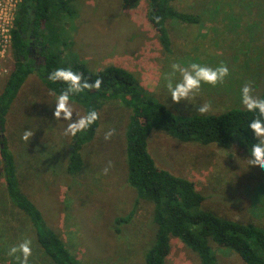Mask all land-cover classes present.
I'll use <instances>...</instances> for the list:
<instances>
[{"label": "rangeland", "instance_id": "1", "mask_svg": "<svg viewBox=\"0 0 264 264\" xmlns=\"http://www.w3.org/2000/svg\"><path fill=\"white\" fill-rule=\"evenodd\" d=\"M3 1L9 10L0 8V91L12 67L7 29L14 0ZM72 5L75 15L58 21V38L65 41L62 56L71 53L91 72L107 66L129 72L173 115L198 114L195 107L204 102L212 104L208 114L243 110L240 89L247 81L261 95L264 0H173V8L199 16V23L169 21L168 52L161 49L147 23L145 0H137L131 9H123L121 0H72ZM221 61L230 70L223 85H202L196 99L190 101L195 107L171 101L163 79L171 63L215 67ZM55 98L30 74L5 115L2 135L20 189L78 264H143L142 251L151 244L156 225L152 204L138 198L126 183L124 131L129 109L117 99L103 101L93 139L80 151L81 169L68 174L72 137L63 134L66 121L53 119ZM72 106L73 119L83 115L77 104ZM112 128L115 134L105 140V132ZM25 130L34 132L29 142L21 139ZM146 150L157 168L193 183L203 197L200 210L264 230V171L248 166L249 155L243 148L237 144L220 149L213 144L181 143L153 130ZM128 212L130 219L117 230L114 219ZM25 238L33 242L29 264H52L36 244L25 216L10 203L0 166V264H17L7 255L8 249ZM168 243L165 264H198L195 255L177 239L170 237ZM212 248L216 264H244L230 250Z\"/></svg>", "mask_w": 264, "mask_h": 264}, {"label": "trees", "instance_id": "2", "mask_svg": "<svg viewBox=\"0 0 264 264\" xmlns=\"http://www.w3.org/2000/svg\"><path fill=\"white\" fill-rule=\"evenodd\" d=\"M145 1L147 23L165 52L169 51L170 45L166 30L169 21L186 25L199 23V16L173 8V0ZM136 3L137 0H121V7L131 9ZM74 15L72 0H18L8 30L12 67L0 91V162L6 195L29 222L41 252L52 264H78L20 189L13 158L2 133L5 115L30 74H35L50 93L58 96L66 85L53 83L48 76L57 68H71L82 73L89 82L97 78L103 81L100 90H86L71 97V102L81 108L83 115L92 109L99 112L106 99H117L129 109L124 131L126 183L138 198L152 204V222L156 225L151 244L143 248V264H165L170 237L195 255L198 264H216L212 246L230 250L244 264H264V230L219 217L204 208V211L200 210L203 197L193 183L157 168L146 150L147 137L155 130L181 143L213 144L220 149L237 144L249 155L252 144L257 142L248 130L253 114L244 109H230L220 114L173 115L151 98L129 72L113 66L88 71L71 53L62 56L65 41L58 38V21L61 17ZM260 96L264 97V82ZM97 126L98 121L86 132L72 137L66 173H77L81 169V148L93 139ZM130 216L131 212H128L124 217L114 219L117 230Z\"/></svg>", "mask_w": 264, "mask_h": 264}, {"label": "clouds", "instance_id": "3", "mask_svg": "<svg viewBox=\"0 0 264 264\" xmlns=\"http://www.w3.org/2000/svg\"><path fill=\"white\" fill-rule=\"evenodd\" d=\"M170 69L168 73L164 74L163 79L174 104H179L182 101L188 103L194 101L202 85L215 88L218 85H223L230 75L229 67L223 61L215 67L197 62H191L187 66L173 62L170 64ZM48 79L53 83L60 82L66 85V88L56 96L53 111L54 120L67 122L63 133L65 136L75 138L78 133L86 132L99 120L100 113L95 109L78 118L75 116V119H73L74 109L71 97L86 90H100L103 83L102 79L97 78L94 82H89L82 73L75 72L71 68H57L49 74ZM240 102L245 111L253 114V118L248 124V130L257 141L251 146L247 164L248 166H259L264 169V97L256 94L253 83L247 81L240 89ZM190 104L196 106L194 103ZM195 111L200 115L208 114L212 111V104L211 102L199 103V106L195 107ZM114 134L115 129H109L105 132L104 139L109 140ZM33 135V131L25 130L21 139L29 142ZM110 166L111 162H109ZM107 171L108 169L105 168V174H107ZM32 243L31 239L25 238L17 245L11 246L7 255L13 257L17 264H29V258L33 254Z\"/></svg>", "mask_w": 264, "mask_h": 264}, {"label": "built area", "instance_id": "4", "mask_svg": "<svg viewBox=\"0 0 264 264\" xmlns=\"http://www.w3.org/2000/svg\"><path fill=\"white\" fill-rule=\"evenodd\" d=\"M9 1H10V0H9ZM17 2H18V0H14L13 4H11L12 7H10V8L13 9L12 14H11V16H10V19H11V20H10V27H11L12 18H13V12H14L15 5H16ZM5 4H6V3H5L3 0H0V8L5 9V7H8V5L5 6ZM8 10H9V7H8ZM0 19H1V17H0ZM10 27L7 29V36H8V30L10 29ZM8 41H9V37H8ZM8 43H9V42H8Z\"/></svg>", "mask_w": 264, "mask_h": 264}]
</instances>
